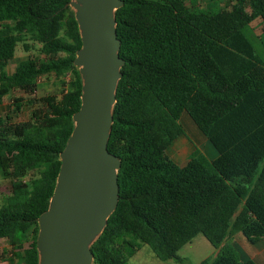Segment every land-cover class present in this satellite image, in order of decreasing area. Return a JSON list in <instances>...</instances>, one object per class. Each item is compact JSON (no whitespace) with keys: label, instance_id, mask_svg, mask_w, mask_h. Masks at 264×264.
<instances>
[{"label":"trees","instance_id":"1","mask_svg":"<svg viewBox=\"0 0 264 264\" xmlns=\"http://www.w3.org/2000/svg\"><path fill=\"white\" fill-rule=\"evenodd\" d=\"M70 1L0 0V104L41 76L53 74L64 87L42 100L32 124L0 117V171L11 179L0 240L9 241L15 264H39L38 220L81 106L74 60L82 41ZM123 1L115 18L124 64L108 142L121 160L119 201L91 246L93 264H127L117 245L124 236L166 261L198 234L217 250L199 264H257L241 261L229 239L240 232L251 244L264 240V63L251 28L261 19L264 30V0H233L231 10L209 12L189 9V0ZM20 43L26 52L40 45L45 59H20L9 74ZM22 101L15 99L17 110ZM183 114L217 158L198 148L184 167L169 158L167 149L185 134Z\"/></svg>","mask_w":264,"mask_h":264},{"label":"water","instance_id":"2","mask_svg":"<svg viewBox=\"0 0 264 264\" xmlns=\"http://www.w3.org/2000/svg\"><path fill=\"white\" fill-rule=\"evenodd\" d=\"M123 0H71L82 41L74 65L82 78L80 109L60 153L48 209L38 220L39 264H93L91 246L119 201L121 160L108 150L124 60L115 12Z\"/></svg>","mask_w":264,"mask_h":264},{"label":"rangeland","instance_id":"3","mask_svg":"<svg viewBox=\"0 0 264 264\" xmlns=\"http://www.w3.org/2000/svg\"><path fill=\"white\" fill-rule=\"evenodd\" d=\"M233 2V0H189L187 1V6L189 9L194 11L204 10L209 12L215 9L231 10ZM247 10L248 12L251 11L249 7H247ZM251 28L259 40L263 42L264 30L262 20L255 19L251 24ZM261 42H254V47L256 55L264 63V44ZM40 49V45L35 44L30 52H26L23 49V44H18L15 51V60L9 65L8 71H14L18 61L20 59H25L28 56L38 58L40 60L45 59V56ZM63 89V85L59 82L55 75L49 74L41 76L36 80V84L30 90L22 88L14 95L4 98V105L2 109H0V115H4L9 112V115L12 117V121L14 123L32 124L34 123L32 112L43 109L44 103L42 100L47 96L60 95ZM15 97H20L24 101V107L21 112L17 114L14 113L16 112V109L13 105ZM31 101L34 103L31 104ZM190 121H192L191 118ZM181 123L183 125L185 135L190 140L194 141V131L202 134L193 121L187 124L184 119ZM10 192L11 179L4 178L0 171V207L6 205V199ZM127 241H131L134 247L129 246ZM229 243H231V245L237 250L241 261H245L247 258L253 257L258 264H264V240L257 244H251L242 233L238 232L230 237ZM117 245L127 253V264H199L205 259L213 260L217 252V250L203 234H198L191 242L183 246L177 252L178 258H172L166 261L158 259L150 246L143 244L139 240L133 239L130 236H124L118 240ZM3 257H6L8 260L13 258L12 247L6 239L0 240V260H2ZM9 264H15V262L10 260Z\"/></svg>","mask_w":264,"mask_h":264},{"label":"crops","instance_id":"4","mask_svg":"<svg viewBox=\"0 0 264 264\" xmlns=\"http://www.w3.org/2000/svg\"><path fill=\"white\" fill-rule=\"evenodd\" d=\"M9 67V66H8ZM8 67L6 68V71L11 74L12 72L8 71ZM21 89H15L11 94L7 95H14L16 92L20 91ZM7 96H5L4 98H6ZM4 98L2 99V102L0 104V109H2L3 105H4ZM15 99H21L20 97H15ZM15 99H14V108L15 107ZM23 100V99H22ZM24 101H22L21 105L22 108L24 107L23 104ZM13 107V106H12ZM21 108V110H22ZM21 110H17L16 112H14L15 114L20 113ZM9 113V112H8ZM12 115V113H11ZM0 117H3V115H0ZM186 121V123L188 124L190 121V118L187 114H183L181 121L184 120ZM193 124V123H191ZM196 125V124H195ZM197 131L193 132L194 135V141L190 140L185 134L180 135L172 144L171 146H169V148L167 149V155L169 156V158L176 163L178 166L180 167H184L187 162L189 161V158L191 156V154L194 152V150L196 148L200 149L201 152L209 159V160H214L215 158L218 157V152L217 150L213 147V145L211 144V142L201 133L199 134ZM197 137V138H196ZM211 144V145H210ZM230 240V239H229ZM217 253V252H216ZM247 260H254L253 257L252 258H247L245 261ZM243 261V262H245ZM255 261V260H254ZM256 262V261H255ZM0 264H9V260L6 257H3L2 260H0ZM258 264V263H257Z\"/></svg>","mask_w":264,"mask_h":264}]
</instances>
